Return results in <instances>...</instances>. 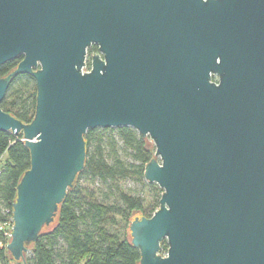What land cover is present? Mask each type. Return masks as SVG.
<instances>
[{"label":"water","instance_id":"1","mask_svg":"<svg viewBox=\"0 0 264 264\" xmlns=\"http://www.w3.org/2000/svg\"><path fill=\"white\" fill-rule=\"evenodd\" d=\"M20 56L0 77V103L19 75L36 89L29 123L0 109L29 152L13 261L74 188L86 132L128 127L153 143L143 178L162 191L128 224L137 264H264V0H0V66Z\"/></svg>","mask_w":264,"mask_h":264},{"label":"trees","instance_id":"2","mask_svg":"<svg viewBox=\"0 0 264 264\" xmlns=\"http://www.w3.org/2000/svg\"><path fill=\"white\" fill-rule=\"evenodd\" d=\"M18 60L0 66L5 76ZM35 82L27 75L15 77L0 103V109L23 123H29L35 109ZM85 168L75 186L66 194L54 223L45 228L35 244L27 264H137L139 252L129 242L128 224L134 215L150 217L159 207L162 191L156 184L143 182L144 166L153 150L136 131L128 127L93 129L85 134ZM21 135L0 132V224L11 215L16 185L29 168V152ZM89 178L99 187L88 190L81 186ZM134 178L146 188V195L132 193L125 181ZM122 222V231H110ZM7 242L0 231V264H22L9 256ZM167 244L161 243L165 254Z\"/></svg>","mask_w":264,"mask_h":264},{"label":"rangeland","instance_id":"3","mask_svg":"<svg viewBox=\"0 0 264 264\" xmlns=\"http://www.w3.org/2000/svg\"><path fill=\"white\" fill-rule=\"evenodd\" d=\"M87 70V69H86ZM145 143L147 144L148 147H150L153 150L154 153V146L153 143L150 141L148 137L145 139ZM2 166V160L0 161V167ZM143 182H146L143 178ZM81 186L88 189V190H93L99 187V183L95 182L92 184L91 180L89 178L87 179H82L80 182ZM125 187L129 189L132 193L141 195L144 197L147 193L146 188L142 185L140 181L134 178H130L125 181ZM124 224L122 222L118 223L116 227H112L110 225H107L108 229L110 231H122ZM32 255L31 250H28L26 253V258L30 257Z\"/></svg>","mask_w":264,"mask_h":264},{"label":"built area","instance_id":"4","mask_svg":"<svg viewBox=\"0 0 264 264\" xmlns=\"http://www.w3.org/2000/svg\"><path fill=\"white\" fill-rule=\"evenodd\" d=\"M3 213L4 215H7V218L3 223L0 224V231L2 232L3 238H5L6 241H8L12 227V218L11 215H8L9 214L8 210H4Z\"/></svg>","mask_w":264,"mask_h":264},{"label":"flooded vegetation","instance_id":"5","mask_svg":"<svg viewBox=\"0 0 264 264\" xmlns=\"http://www.w3.org/2000/svg\"><path fill=\"white\" fill-rule=\"evenodd\" d=\"M98 53V47L97 45L95 44H92L90 47L87 48V51H86V60H85V67L84 69H87L89 70L90 69V61H91V57L95 54ZM22 57H18L16 58L15 60H18L16 65L21 61ZM14 61V60H13ZM15 65V66H16Z\"/></svg>","mask_w":264,"mask_h":264}]
</instances>
